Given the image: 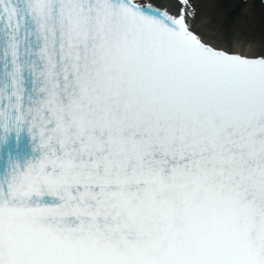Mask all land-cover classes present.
I'll return each instance as SVG.
<instances>
[{"label":"snow or ice","instance_id":"snow-or-ice-1","mask_svg":"<svg viewBox=\"0 0 264 264\" xmlns=\"http://www.w3.org/2000/svg\"><path fill=\"white\" fill-rule=\"evenodd\" d=\"M25 128L0 264H264V0H0Z\"/></svg>","mask_w":264,"mask_h":264},{"label":"bare ground","instance_id":"bare-ground-1","mask_svg":"<svg viewBox=\"0 0 264 264\" xmlns=\"http://www.w3.org/2000/svg\"><path fill=\"white\" fill-rule=\"evenodd\" d=\"M208 3H215L217 0H207ZM223 3H228V0H222ZM204 11L210 15L213 19H216L219 16H231L236 12V9L224 7V8H213V7H207L204 9ZM256 20L258 21V25L255 26V29L257 33H259L261 28V19L259 12H257Z\"/></svg>","mask_w":264,"mask_h":264}]
</instances>
